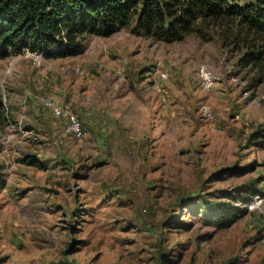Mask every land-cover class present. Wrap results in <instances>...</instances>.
Segmentation results:
<instances>
[{"label": "rangeland", "instance_id": "374dc122", "mask_svg": "<svg viewBox=\"0 0 264 264\" xmlns=\"http://www.w3.org/2000/svg\"><path fill=\"white\" fill-rule=\"evenodd\" d=\"M210 25L0 59V264H264V211L247 206L264 202V77ZM40 98L67 105L82 137ZM240 185L260 192L225 196ZM217 201L243 210L216 227Z\"/></svg>", "mask_w": 264, "mask_h": 264}, {"label": "trees", "instance_id": "16d2710c", "mask_svg": "<svg viewBox=\"0 0 264 264\" xmlns=\"http://www.w3.org/2000/svg\"><path fill=\"white\" fill-rule=\"evenodd\" d=\"M209 23L221 30L223 45L241 50L236 64L263 78L264 0H0V59L26 49L46 59L78 55L86 36L122 28L152 41H178ZM233 191L224 194L240 201L260 192L251 185ZM205 210L214 226L226 227L243 208L217 201Z\"/></svg>", "mask_w": 264, "mask_h": 264}, {"label": "built area", "instance_id": "2783aa9c", "mask_svg": "<svg viewBox=\"0 0 264 264\" xmlns=\"http://www.w3.org/2000/svg\"><path fill=\"white\" fill-rule=\"evenodd\" d=\"M28 55H30L29 57H31L33 61L34 60L36 61L37 65L39 64L40 59L42 58V55L35 51H29ZM197 75L200 79L199 84L201 85V87H203L204 89H208L213 76L211 75L207 67L204 65H200L197 69ZM39 102L40 105L43 108L48 109L54 117L63 118L65 120L64 132H66L72 138L77 140L82 137L83 130L81 123L78 117L76 116V114L73 111H71L67 105L59 104L49 98H40ZM254 198H255L254 201H250L249 203H247L248 209L252 210L259 206L264 211V202L262 201V199L257 195H255ZM262 236L264 238V230L262 231Z\"/></svg>", "mask_w": 264, "mask_h": 264}, {"label": "crops", "instance_id": "0c3cea01", "mask_svg": "<svg viewBox=\"0 0 264 264\" xmlns=\"http://www.w3.org/2000/svg\"><path fill=\"white\" fill-rule=\"evenodd\" d=\"M80 108H77L76 109V112H80V110H79ZM82 109V108H81ZM82 111H83V109H82ZM81 115H83V113H81ZM81 123V122H80ZM81 126H82V124H81ZM82 129H83V126H82Z\"/></svg>", "mask_w": 264, "mask_h": 264}]
</instances>
